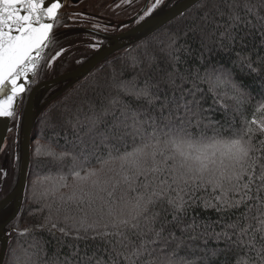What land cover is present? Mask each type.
<instances>
[{
    "label": "trees",
    "instance_id": "1",
    "mask_svg": "<svg viewBox=\"0 0 264 264\" xmlns=\"http://www.w3.org/2000/svg\"><path fill=\"white\" fill-rule=\"evenodd\" d=\"M235 3L240 4L237 12L243 22L235 40H230L227 38L231 24L228 5ZM251 3L257 4L258 0ZM220 12L225 15L221 16ZM253 12L264 17V8L257 7ZM261 33H264V20L247 13L243 0H200L161 31L105 63L59 97L44 104L46 98L39 95L34 105L36 117L26 193L14 221L16 234L8 246L5 264H18V261L23 264H97L98 261L111 264V245L96 236V232H111V226H104L106 217L100 219L98 213L84 204L80 205L82 211L77 210L76 204L67 199L73 194L77 199L81 196L75 172L83 176L101 167V162L90 157V162H85L80 154L93 151L94 145L96 156L103 155L105 145L108 151L114 152L111 143H102L101 133L126 117L131 122L133 112L149 123L155 118L158 125L165 123L166 117H171L173 124H179L182 119V127L193 138H198L201 132L210 137L214 128L238 132L253 119L259 121L264 116V35ZM170 74L179 87L170 85ZM218 80L230 81L245 94L246 102L239 111L230 98L234 94L230 85L209 90ZM121 82L128 87H118ZM194 85L200 89L196 92L199 106L194 108L197 115H186L182 108L177 112L171 104L163 107L173 95L178 101L181 93H185V99H192L187 91H195ZM146 86L152 96L159 97L154 104L135 96V91ZM26 99L27 95L22 109ZM105 110L107 114L102 115ZM97 115L102 117L101 122L90 131L89 118ZM21 130L20 125L16 134L14 131L9 137L7 147L18 154L15 179L21 161ZM148 131L151 132L150 127ZM166 131L159 132L161 140L166 138ZM113 143L122 155L125 150L140 146L141 138L136 137L134 141L127 137L124 143ZM119 164L118 160H108L103 165L102 177L113 175L112 170L118 169ZM83 187L88 191L90 182ZM57 188L59 191L53 195ZM61 193L65 203L58 198ZM220 194L219 189L213 192L209 187L197 196L215 203L214 197ZM102 195L106 201L114 200L107 193ZM114 195H120L119 187ZM229 195L239 198L238 194ZM197 203L198 206L190 208L187 214H179L175 220L167 205L153 209L159 213L156 229L163 226V239L152 245L156 257L165 259L174 253L172 258L176 264H264V237L256 233L253 240L252 229L262 218L256 208L246 210L241 205L239 209L217 212ZM104 210H108L106 205ZM84 217L88 223L95 224L87 233L79 228Z\"/></svg>",
    "mask_w": 264,
    "mask_h": 264
},
{
    "label": "snow or ice",
    "instance_id": "2",
    "mask_svg": "<svg viewBox=\"0 0 264 264\" xmlns=\"http://www.w3.org/2000/svg\"><path fill=\"white\" fill-rule=\"evenodd\" d=\"M161 3L162 0H155L140 19L149 16ZM60 7L59 0L51 2L49 6H45V0H0V94H3V98H0V118H14V101L25 91L24 85L18 83L20 77L34 72L43 49L50 42L55 43L54 37L50 35L53 23L45 22V19L54 21ZM213 7L218 9L216 4ZM243 7L247 13L257 15L258 20H264V17L253 12L257 7L264 8V0H258L257 4L251 3V0H243ZM228 8L227 15L231 24L227 38L235 40L236 32L243 22L237 12L240 4H229ZM220 15L225 13L220 12ZM63 51L61 49L56 52L52 59L55 60ZM33 52L36 53L35 57ZM169 83L179 87L171 74ZM229 85L234 93L230 98L235 101L236 110L239 111L246 102V96L230 81L218 80L209 90ZM118 87L128 86L121 82ZM134 87L133 85V89ZM193 87L195 91H187L192 99H185V93H181L178 101L173 95L163 107L171 104L177 112L182 108L186 115H197L194 108L199 106L196 92L200 89L195 85ZM135 96L137 99L147 100L150 105L159 99L151 95L147 86L135 91ZM106 114L105 110L102 115ZM101 119L100 115L89 118V130H95ZM164 120L162 125H158L155 118L149 123L140 120L138 114L133 112L131 122L126 117L125 120L109 126L106 133H101L104 137L102 143H111L114 152L108 151L105 145L103 155L96 156L94 145L93 151L80 154L85 162H90L89 157L101 162V167L89 170L83 176L80 172H75L81 196L77 199L73 194L67 199L76 204L77 210L82 211L80 205L84 204L90 211L98 213L100 219L106 217L104 226H111V232H96V236L111 245V264H121V258L123 264H176L172 258L174 253L160 259L155 256V249L152 247L156 240L163 239V226L159 229L155 227L159 213L153 209L157 205H167L172 211L173 220L179 214H187L190 208L198 206V201L203 207L214 208L217 212L239 209L241 205L246 210L256 208L262 218L252 229L253 240L256 233L264 237V116L259 121L253 119L248 122L247 127L238 132L227 133L223 128H214L212 136L201 132L198 138H193L182 127V119L179 124H173L171 117ZM252 125L256 127L253 128ZM149 127L151 132L148 131ZM162 129H167L164 132L166 138L163 140L158 135ZM127 137L134 141L136 137H140L141 145L134 147L132 151L125 150L121 155L113 142L124 143ZM108 160H118L119 168L112 170L113 175L102 177L103 165ZM86 182H90L88 191L83 187ZM65 186L61 184V187ZM118 187L120 195L115 197ZM209 187L213 192L219 189L221 193L214 197L215 203L197 196V193L206 191ZM58 191V188L54 189L53 195ZM102 193L114 197V200L106 201ZM230 193L238 194L239 198L230 196ZM58 198L61 203L66 202L64 194L61 193ZM97 201L100 203L97 204ZM105 205L107 212L104 210ZM242 216H246V213H242ZM79 228L87 233L90 228H95V224L88 223L87 217H84ZM241 231L246 234L245 229ZM18 264L23 262L18 261ZM97 264L104 262L98 261Z\"/></svg>",
    "mask_w": 264,
    "mask_h": 264
},
{
    "label": "flooded vegetation",
    "instance_id": "3",
    "mask_svg": "<svg viewBox=\"0 0 264 264\" xmlns=\"http://www.w3.org/2000/svg\"><path fill=\"white\" fill-rule=\"evenodd\" d=\"M182 1L184 0H162V3L153 9L149 16L141 20L140 17L152 7L155 0H65L52 34L55 43H49L44 59L25 95L28 96L31 89L38 84L59 79L56 82H50L48 87H41L38 90L34 105L39 95L46 98L44 104L59 97L83 82L105 63L161 31L164 26L192 7L162 25H148ZM61 49L64 51L53 60L52 57ZM90 61L96 63L85 73L72 77L79 70L83 72ZM17 159V152L10 148L0 157V201L16 188ZM4 162L6 165L2 170ZM15 201V199L12 200L0 211V225L13 214ZM18 215L2 229V237L5 235L9 239L8 246L12 236L16 234L14 221Z\"/></svg>",
    "mask_w": 264,
    "mask_h": 264
},
{
    "label": "water",
    "instance_id": "4",
    "mask_svg": "<svg viewBox=\"0 0 264 264\" xmlns=\"http://www.w3.org/2000/svg\"><path fill=\"white\" fill-rule=\"evenodd\" d=\"M64 1L65 0H59L61 7L57 10V15L54 21L48 20L47 18L45 19V22L53 23V30L50 35L53 34L56 19L63 6ZM199 1L200 0H184L180 4L175 6L174 8L167 11L163 16L156 19L154 22L148 23V25H153V24L156 26L162 25L166 23L167 21H169L171 18L181 13H184L186 9L195 5ZM51 2H56V0H45V6H49ZM47 48H44L43 51L41 52L40 59L36 62L35 71L28 72L25 76H21L18 81V83H22L24 85L25 91L20 93L17 100L14 101V104H13V108L15 112L14 118H11V119L0 118V157L7 151L9 137H10V131L8 129L12 128V124L15 121V119L17 121V124H16L17 126L15 128V134L18 131L20 124L22 128L21 138H20L21 139V161H20L18 182H17L15 190L5 199L0 201V211H1L12 200L14 199L16 200L13 214L10 216V218H8V220L5 223L0 225V264H5V261L7 258L8 243H9V239L7 236L4 235V237H2V234H3L2 229H4L5 225L8 224L11 220H13L18 215L21 209L22 201L26 193L27 180H28L30 161H31V143L33 140L32 130H33V125H34V120L36 117L35 109H34V99H35L36 93L41 87H48L50 82L53 83L59 80V79H56V80H52L48 82H43L41 84L34 86L29 92L27 99H26L25 106L22 109L21 105H22L23 98L34 80V77L44 59ZM32 55L35 57L36 53L33 52ZM96 62L94 61L88 62L83 72L79 70L72 77L85 73ZM0 98H3V94H0ZM21 114H22V121H21ZM5 165H6V162L3 163L2 170H4Z\"/></svg>",
    "mask_w": 264,
    "mask_h": 264
},
{
    "label": "rangeland",
    "instance_id": "5",
    "mask_svg": "<svg viewBox=\"0 0 264 264\" xmlns=\"http://www.w3.org/2000/svg\"><path fill=\"white\" fill-rule=\"evenodd\" d=\"M16 124H17V121L15 120V121H14V124H13V126H12V129H13V130L10 131V137H12L13 134H14L15 128H16V126H17Z\"/></svg>",
    "mask_w": 264,
    "mask_h": 264
}]
</instances>
